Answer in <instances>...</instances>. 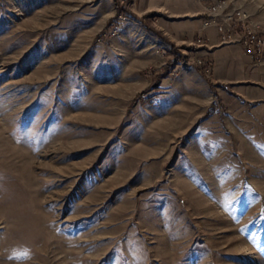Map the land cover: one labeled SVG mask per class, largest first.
<instances>
[{
  "label": "rangeland",
  "instance_id": "374dc122",
  "mask_svg": "<svg viewBox=\"0 0 264 264\" xmlns=\"http://www.w3.org/2000/svg\"><path fill=\"white\" fill-rule=\"evenodd\" d=\"M152 2L0 0V264H264V95Z\"/></svg>",
  "mask_w": 264,
  "mask_h": 264
},
{
  "label": "crops",
  "instance_id": "0c3cea01",
  "mask_svg": "<svg viewBox=\"0 0 264 264\" xmlns=\"http://www.w3.org/2000/svg\"><path fill=\"white\" fill-rule=\"evenodd\" d=\"M210 2V0H153L152 8L143 13L158 12L159 27L164 35L169 36L176 48L187 54L198 53L202 59L209 60L214 81L238 87L246 85L252 91L264 95V63L254 62L240 46L219 45L214 29L202 30V21ZM165 16H168L169 20ZM200 37L208 45L190 48L192 42ZM250 98L264 100V96Z\"/></svg>",
  "mask_w": 264,
  "mask_h": 264
},
{
  "label": "built area",
  "instance_id": "2783aa9c",
  "mask_svg": "<svg viewBox=\"0 0 264 264\" xmlns=\"http://www.w3.org/2000/svg\"><path fill=\"white\" fill-rule=\"evenodd\" d=\"M211 29L217 33L219 45L240 46L254 62L264 63V30L237 0H211L202 21V30ZM198 43L199 46L208 45L201 37ZM199 62L207 73L211 72L209 60Z\"/></svg>",
  "mask_w": 264,
  "mask_h": 264
}]
</instances>
